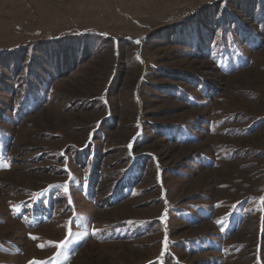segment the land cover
I'll return each mask as SVG.
<instances>
[{
	"label": "rangeland",
	"instance_id": "obj_1",
	"mask_svg": "<svg viewBox=\"0 0 264 264\" xmlns=\"http://www.w3.org/2000/svg\"><path fill=\"white\" fill-rule=\"evenodd\" d=\"M0 162V264H264V0H0Z\"/></svg>",
	"mask_w": 264,
	"mask_h": 264
},
{
	"label": "snow or ice",
	"instance_id": "obj_2",
	"mask_svg": "<svg viewBox=\"0 0 264 264\" xmlns=\"http://www.w3.org/2000/svg\"><path fill=\"white\" fill-rule=\"evenodd\" d=\"M8 165L6 163L0 162V168H7ZM35 239V237H33ZM55 247H60L61 245H54Z\"/></svg>",
	"mask_w": 264,
	"mask_h": 264
}]
</instances>
